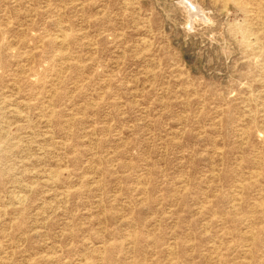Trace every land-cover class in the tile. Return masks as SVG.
Here are the masks:
<instances>
[{"label": "rangeland", "instance_id": "rangeland-1", "mask_svg": "<svg viewBox=\"0 0 264 264\" xmlns=\"http://www.w3.org/2000/svg\"><path fill=\"white\" fill-rule=\"evenodd\" d=\"M0 264H264V0H0Z\"/></svg>", "mask_w": 264, "mask_h": 264}, {"label": "bare ground", "instance_id": "bare-ground-1", "mask_svg": "<svg viewBox=\"0 0 264 264\" xmlns=\"http://www.w3.org/2000/svg\"><path fill=\"white\" fill-rule=\"evenodd\" d=\"M226 1H227V0H226ZM186 6H187V8L189 9V11L191 12V14H193V15H196V14H197V10H194L193 12L191 11L192 4H187ZM197 16H199V15H197ZM197 16H196V17H197ZM196 17H195V18H196Z\"/></svg>", "mask_w": 264, "mask_h": 264}]
</instances>
